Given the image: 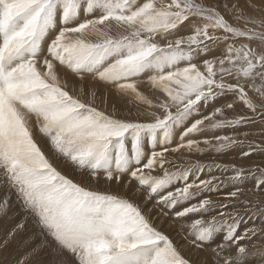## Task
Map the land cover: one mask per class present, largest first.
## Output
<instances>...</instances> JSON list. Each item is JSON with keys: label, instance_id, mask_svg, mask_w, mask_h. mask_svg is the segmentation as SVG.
<instances>
[{"label": "snow or ice", "instance_id": "obj_1", "mask_svg": "<svg viewBox=\"0 0 264 264\" xmlns=\"http://www.w3.org/2000/svg\"><path fill=\"white\" fill-rule=\"evenodd\" d=\"M0 188L18 264H264V0H0Z\"/></svg>", "mask_w": 264, "mask_h": 264}, {"label": "rangeland", "instance_id": "obj_2", "mask_svg": "<svg viewBox=\"0 0 264 264\" xmlns=\"http://www.w3.org/2000/svg\"><path fill=\"white\" fill-rule=\"evenodd\" d=\"M3 194L4 189L0 188V195ZM22 219H24V214L21 212L15 201V196L13 195L12 205L8 216H0V264H18V261L26 256L28 252L32 251V248L37 247L43 239L31 219H29L26 221L24 233L15 239L18 244H16L17 242L13 240L9 241L7 245H4L3 241L7 238V233L10 232L12 228L15 227L16 223ZM25 241H27V243H25ZM25 249H27V251H24ZM55 253H58V257L57 255L54 256ZM60 255L61 254L55 250L54 246H49L42 248L38 254L32 256L31 261L32 264H51L53 261L55 262V258H58L55 262L57 264V261L61 258ZM49 261L52 262L50 263Z\"/></svg>", "mask_w": 264, "mask_h": 264}, {"label": "bare ground", "instance_id": "obj_3", "mask_svg": "<svg viewBox=\"0 0 264 264\" xmlns=\"http://www.w3.org/2000/svg\"><path fill=\"white\" fill-rule=\"evenodd\" d=\"M2 191H3V190H2ZM14 241H15V240H14ZM15 242H17V241H15ZM12 243H13V242H12ZM13 244H14V243H13ZM16 244H18V242H17ZM14 247H15V246H14ZM18 249H19V248H18ZM13 250H14V249H13ZM21 250H22V249H21ZM16 251H17V250H16ZM24 251H27V249H25ZM48 252H49V250H48ZM52 254H53V253H52ZM57 254H58V253H57ZM57 254L55 253L54 256H56ZM60 256H61V255H60ZM60 256H59V257H60ZM57 257H58V255H57ZM52 258H53V257H52ZM57 259H58V258H57ZM57 259H56V258L54 259L55 262H56ZM52 261H53V260H52ZM52 261H51V262H52ZM49 262H50V261H49ZM51 262H50V263H51ZM55 262L53 261L52 263L56 264ZM52 263H51V264H52ZM46 264H47V263H46Z\"/></svg>", "mask_w": 264, "mask_h": 264}]
</instances>
